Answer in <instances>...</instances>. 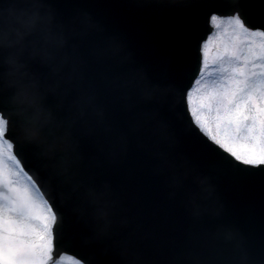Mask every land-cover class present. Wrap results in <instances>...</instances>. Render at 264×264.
Returning a JSON list of instances; mask_svg holds the SVG:
<instances>
[{"label":"water","instance_id":"water-1","mask_svg":"<svg viewBox=\"0 0 264 264\" xmlns=\"http://www.w3.org/2000/svg\"><path fill=\"white\" fill-rule=\"evenodd\" d=\"M213 15L264 32V0H0V114L55 260L264 264V165L188 109Z\"/></svg>","mask_w":264,"mask_h":264},{"label":"rangeland","instance_id":"rangeland-1","mask_svg":"<svg viewBox=\"0 0 264 264\" xmlns=\"http://www.w3.org/2000/svg\"><path fill=\"white\" fill-rule=\"evenodd\" d=\"M202 67L188 94L195 123L238 160L264 163V33L238 17L212 18ZM0 115V264H82L54 260V216L2 135Z\"/></svg>","mask_w":264,"mask_h":264}]
</instances>
